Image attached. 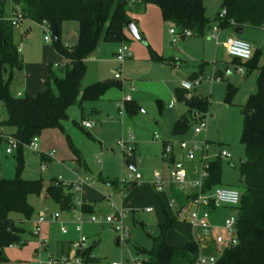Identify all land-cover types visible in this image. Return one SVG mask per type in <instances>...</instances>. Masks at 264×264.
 <instances>
[{
  "label": "rangeland",
  "instance_id": "rangeland-1",
  "mask_svg": "<svg viewBox=\"0 0 264 264\" xmlns=\"http://www.w3.org/2000/svg\"><path fill=\"white\" fill-rule=\"evenodd\" d=\"M223 0H204L205 15L210 20V29L204 36L190 35L184 41H171L169 28L174 27L176 33L179 30L161 18L159 7L148 4L140 10L131 11L129 16L141 36L134 38L127 30L125 35L129 39L128 46L132 53L131 58L119 65L114 60V49L119 43L115 41L99 42L91 53L87 55L86 71L81 80V86L99 80H115L114 73L121 71V88H111L103 100L95 103L85 102L81 108L71 106L68 110V118L63 121V130L48 129L38 137V151H33L28 145L22 146L23 172L22 177L27 179H42L45 188L55 183L59 175L68 176L70 168L77 164L73 158L66 136H68L80 153L83 155L92 173L93 187H84L81 199L90 204L92 212L84 214L87 219L94 215L102 219L107 215H113L117 210H123V223L129 229L131 239L126 243L115 244L116 234L106 224L88 223L83 226L86 242L91 245V255L96 258L95 264H139L148 259L145 253L137 250L141 246L147 250L153 246V239L160 234L159 223L164 220L163 203L169 216L174 217L175 211L169 207L170 199L165 195V190L158 192L152 174L165 172L168 169L169 159L163 160V140L172 143L175 157L181 158L183 151L179 143L184 141L189 144L206 142L209 144L201 160V154H196L194 161L183 160L189 165L187 170L198 179L202 162L219 159L221 164V185L239 189L241 186L239 166L245 159V150L240 143V133L243 117L241 107L246 98L256 91V72L248 74L240 73L232 58L227 56L222 47V41L210 39L211 28L219 27V12ZM13 6L9 0L1 3L0 9L9 14ZM133 6V5H130ZM1 19V17H0ZM27 24L24 19L22 23ZM30 29L21 37L19 25L12 28L13 41L22 52L23 68L14 70L10 83V91L14 95L17 91L27 89L28 93L33 88L44 87L48 77V63L53 65L59 60L58 54L49 42L44 40V32L39 25L28 22ZM23 24V25H24ZM25 26V25H24ZM229 27H219L224 30ZM78 23L75 20H64L60 27V41L65 46L73 45L78 38ZM25 30V29H24ZM225 31V30H224ZM30 41L24 46L23 39L28 37ZM226 33V31H225ZM227 36H234L249 42L251 50H262L264 58V28H247L243 34L230 31ZM145 41V43H143ZM149 48L163 57L164 62L151 59ZM42 56L44 62L39 64L37 59ZM176 65V66H174ZM201 65V67L199 66ZM228 65L229 73L226 72ZM202 69L201 76L192 84L189 91L179 93V84L185 80L189 73ZM57 76H62L60 69L52 68ZM227 83L237 85L231 102L225 101ZM131 87L134 88L131 91ZM30 91V92H29ZM200 95L207 97L209 105L205 113L196 114L195 123L192 122L179 134L174 133V124L187 113L184 95ZM129 97L135 101L139 110L129 115L125 108L119 116L117 102H122ZM173 103L169 107V103ZM94 106L98 110V116L94 118L95 125L86 129L81 121L87 117V109ZM85 109V110H84ZM7 119V111L0 103V126ZM200 119V120H199ZM203 120L206 124L200 133H194V127ZM77 122L78 124H76ZM1 131V130H0ZM131 133L141 149V155L136 162V172L142 177L137 182L121 184L122 173L130 169L124 164L125 155L117 141L126 139ZM155 135L157 137H155ZM96 141H93V140ZM0 137V179H10L15 174V158L18 155V146L5 142ZM99 141L101 146H99ZM11 148V154L7 149ZM225 150L230 155L227 160L219 155L220 150ZM53 153L51 159L41 160V156ZM100 164H97V160ZM100 174L104 179L99 180ZM152 175V176H150ZM75 201V196L73 197ZM28 202L33 207V214L22 223L23 246L12 245L4 249L7 261L0 264H33L36 256L33 248L34 238L31 232L34 228V220L37 213H58L66 223L70 216L62 214L57 203L46 199L42 194L29 195ZM150 208L151 211H146ZM233 214V209L228 206L217 208L209 217L208 223L212 228L210 236H204V232H195L188 221L185 220L187 212H184L179 221L167 231L165 238L167 243L183 246L188 241L210 242L214 244L213 237L221 235L223 243L214 244V251L228 246L229 234L223 229L224 220ZM15 220L22 219L19 214L11 213ZM65 223V224H66ZM64 225V224H62ZM44 229L49 237V247L45 253L54 252L57 241L76 240L73 225H69L66 233L59 231V223L48 222ZM96 244H93V243ZM135 260V262H134Z\"/></svg>",
  "mask_w": 264,
  "mask_h": 264
},
{
  "label": "trees",
  "instance_id": "trees-1",
  "mask_svg": "<svg viewBox=\"0 0 264 264\" xmlns=\"http://www.w3.org/2000/svg\"><path fill=\"white\" fill-rule=\"evenodd\" d=\"M10 1L18 5L17 9L21 11L24 19L37 24L46 21L56 27L58 35L56 39H52V45L64 64L61 69L62 76H57L52 65L49 66V74L42 91L35 95H13L10 91L13 72L22 69L23 62L20 51L13 41V26L3 19L8 14H4L0 9V103L7 111V119L1 123V127L9 130L6 135L11 136L18 146L14 177L0 179V263L7 261L4 255L5 248L25 244L22 241L21 224L24 220L30 219L34 211L28 202L29 195L42 194L44 198L57 203L63 211H69L75 206L73 193L67 192L56 182L44 188L42 179L22 177V146L29 144L45 130L62 131L63 121L68 118L71 106L81 108L85 102L101 99L109 89L121 88V83L117 79L99 80L82 87L81 80L86 71L87 55L95 50L99 42L115 41L128 44L125 23L131 19L129 14L148 4L157 5L162 20L175 26L179 32L189 30L191 35L204 36L210 29V20L205 15L204 0ZM3 2L4 0H1V3ZM221 5L226 14L219 20V27L264 28V0H223ZM64 20H75L78 23V38L71 46H64L60 41V27ZM148 50L152 60L165 61L149 46ZM261 60V49L252 51V57L248 61L233 59L236 65L245 68V74L256 72V91L247 97L241 107L243 121L240 143L245 150V159L239 166L240 201L237 206L230 207L236 216L237 243L219 249L215 264H264V64ZM201 74L200 68L192 71L188 79L194 81ZM237 89V85L227 83L224 97L226 102H231ZM184 96L187 113L175 122V134L181 133L192 122L195 123L194 115L204 114L209 105L207 97L195 94ZM124 108L129 115L139 110L138 104L132 100L125 102ZM0 134L4 135L2 132ZM66 140L75 156L76 164L83 165L80 151L74 147L68 136ZM41 159H45V156L42 155ZM205 171L203 191L221 185L219 159L209 161ZM174 193L172 197L181 203L187 202L194 195ZM160 204L164 212V220L159 223L160 234L154 237L151 249L136 247L139 252L148 256L147 260L139 264H192L200 253L205 255L213 253L214 244L210 242L188 241L183 246L167 243L165 238L167 231L180 218L177 217L178 210L175 211L174 217H171L161 201ZM81 209L85 213L93 211L92 206L86 203ZM11 213L21 215L22 219L15 220L10 216ZM90 253L91 245L85 250L86 261L95 264L96 258Z\"/></svg>",
  "mask_w": 264,
  "mask_h": 264
},
{
  "label": "built area",
  "instance_id": "built-area-1",
  "mask_svg": "<svg viewBox=\"0 0 264 264\" xmlns=\"http://www.w3.org/2000/svg\"><path fill=\"white\" fill-rule=\"evenodd\" d=\"M226 14V10L222 9L219 12V17L223 18ZM7 22H9L13 27L19 25L24 17L19 9H12L10 13L6 15L4 18ZM1 20V19H0ZM39 26L42 28L44 32V40L46 42L51 41V25L42 21L39 23ZM218 27H213L212 38L218 39ZM169 34L171 35V41L173 44L180 39V36H190L191 32L189 30H184L183 32L175 31L174 27L169 28ZM223 47L226 51V54L232 59H239L242 61H248L252 57L251 46L247 41L236 37H227L223 41ZM132 53L127 43L121 42L115 49L114 52V60L121 65L125 60L130 58ZM261 63L264 64V58L261 60ZM237 70L245 74L246 70L244 67L235 65ZM115 79L121 78V71L119 69L114 73ZM197 79L194 81L196 82ZM190 80H184L181 82V87L189 91L192 87ZM134 90L133 87L130 89ZM17 96H20L17 94ZM131 101L129 97L124 98V100L120 103L117 102L116 106L118 107L119 115H122V109L124 108V103ZM94 125L91 121H82V126L85 128H90ZM206 124L203 120H201L195 127L194 133H200L204 130ZM0 137L6 138V142L9 144H16L15 140L9 135H1ZM155 137H157L155 135ZM133 136L131 133L128 134L126 139L121 141H117V145H119L125 155V159H134V144H133ZM31 150L38 151V137H34L29 144H27ZM209 144L203 142L198 144L180 142L179 148L183 151V156L181 158L174 157L173 154V146L171 142H165L163 144V155L167 159H171V166L169 169V177L170 182L174 184L179 191H189L188 193H194L193 196L186 202V204L182 207L184 212H187L185 220L188 221L190 226L195 232H204V236H210L212 234V228L208 223L209 217L213 211L221 206L235 207L239 204L240 201V192L236 188L227 187L223 185H218L212 187L208 191H203V182L206 177V166L207 164H203L201 167L200 176L198 179H190L188 178L187 171L184 168L183 160L186 161H194L196 159V154H201V160L204 158V152L207 150ZM11 148L7 149V153L11 154ZM52 152L49 154H45V159H51ZM219 155L227 160H230V155L225 150H220ZM141 178V175L135 171H128L127 173H123L120 179L121 184H127L132 182H137ZM55 182L63 187L67 192L73 193L75 196L74 208L69 210L70 213V221L66 223L63 218L58 213H45L41 212L37 214L36 219L34 220V228L31 232L32 237L34 238L35 243V256L36 259L33 264H91L86 261L87 256L85 254V250L88 248L89 243L86 242V237L84 235L83 226L86 222L88 223H101L106 224L110 227V229L116 234L117 243H126L130 240V231L123 223V210H117L113 215H107L104 218L97 219L94 215H91L87 219L84 218L85 212L81 209L84 201L81 199V191L84 185H92V180L84 177L83 175L75 174L74 179L68 180L63 176L59 175ZM154 183L157 191H161L163 188V181L158 173L154 174ZM174 201H170L168 207L171 209L173 207ZM150 211V208L146 209ZM48 222L59 223V231L61 233H66L69 230V225H73L74 233L76 234V240L70 241V245L68 250L62 254H56L54 252L45 253L49 247V237L44 232L43 226ZM66 223V224H65ZM64 224V225H62ZM223 229L229 234L230 238L228 239V245H235L237 243L236 240V216L235 214H231L225 218ZM214 244H220L224 242V239L221 235L213 237ZM215 252L205 255L200 253L195 261L192 264H215L216 262V253ZM135 262V260H134ZM114 264V263H111Z\"/></svg>",
  "mask_w": 264,
  "mask_h": 264
},
{
  "label": "crops",
  "instance_id": "crops-1",
  "mask_svg": "<svg viewBox=\"0 0 264 264\" xmlns=\"http://www.w3.org/2000/svg\"><path fill=\"white\" fill-rule=\"evenodd\" d=\"M10 1V0H9ZM11 2V1H10ZM12 3V2H11ZM12 5H15V4H13L12 3ZM17 8H18V5H15ZM12 8H14L13 6H11L9 9L10 10H12ZM2 10H3V13L4 14H7L5 11H4V8L2 7L1 8ZM9 10V11H10ZM27 20V19H26ZM0 22H1V20H0ZM28 22H31L32 23V21H30V20H28ZM27 22V24H24V22L22 23H20L19 24V26H20V28H21V37H23L22 35L23 34H27L28 33V31H29V29H30V26H29V23ZM34 23V22H33ZM164 23H166V22H164ZM25 26H24V25ZM36 25H39V24H37V23H35ZM135 24V23H134ZM247 28H249V27H243L242 28V30H243V32H242V34L245 32V29H247ZM25 29V30H24ZM235 29L236 28H233V27H229L228 29H224L225 31H226V33H225V31L224 30H221V29H219L218 30V33H217V35H218V40H221L222 41V43H223V41L227 38V37H234V36H227V34L228 33H230V31H234L235 32ZM138 31V30H137ZM139 33V32H138ZM214 32H213V28H211V34L209 35V38L210 39H212V34H213ZM237 38V37H236ZM185 39H186V37H185ZM240 39V38H239ZM243 40V39H242ZM30 41V33L28 34V37L26 38V39H23V41H22V44L25 46L28 42ZM244 41H246V40H244ZM248 42V41H247ZM249 43V42H248ZM222 45V47H223V44H221ZM67 46V45H66ZM19 49V48H18ZM116 49V48H115ZM115 49H114V51H113V54H114V52H115ZM223 49H224V47H223ZM225 50V49H224ZM20 51V50H19ZM20 54H21V58H22V52L20 51L19 52ZM58 54V53H57ZM228 56V55H227ZM58 57H59V60L57 61V62H55V64L53 65V62H49L48 63V74H49V66L50 65H52V68H57V69H62V67H63V60H62V58L60 57V55L58 54ZM131 58V57H130ZM129 59V58H128ZM38 61V63L39 64H41L42 62H44V58L42 57V56H40L38 59H37ZM233 60V59H232ZM85 63H86V60H85ZM235 64V63H234ZM236 65V64H235ZM174 66H176V65H174ZM226 72L227 73H229V68H228V65H226ZM255 72V71H254ZM190 74V73H189ZM189 76V75H188ZM185 80H189L188 79V77L185 79ZM96 81H99V79H96L95 81H93V82H96ZM184 81V80H183ZM93 82H91V83H93ZM182 82V81H181ZM181 82H180V84H179V90L180 91H186V90H184L182 87H181ZM88 84H90V83H88ZM87 84V85H88ZM86 86V85H85ZM82 87H84V86H82ZM39 88H41V87H35V88H33V90L34 91H29L30 93H28V91H27V89H25V90H21V91H17L14 95H16L17 96V94H19L20 96H23V95H25V94H29V95H35V94H37L38 92H40V91H42L43 89H44V87L42 88V89H39ZM103 98H104V96L101 98V99H99V100H96V101H91V103H95V102H97V101H100V100H103ZM168 106L169 107H172L173 106V103L171 102V103H169L168 104ZM85 110V109H84ZM87 117L85 118V119H83L82 121H91V122H93L94 123V125H95V120H94V118L95 117H97L98 116V110L94 107V106H92L91 108H89V109H87ZM120 116V115H119ZM82 121H81V125H82ZM85 128V127H84ZM86 129H88V128H86ZM0 132H2V133H4V135H6V134H8L9 133V130L8 129H5V128H3V127H1L0 126ZM46 131V130H45ZM44 132V131H43ZM42 132V133H43ZM6 139V138H5ZM133 140H134V138H133ZM93 141H96L95 139L93 140ZM5 142H6V140H5ZM165 142H168V141H166V140H163L162 141V143L164 144ZM133 144H134V159L135 160H137V158H138V156H140L141 155V149H140V147H139V145L136 143V141L134 140V142H133ZM99 146H101V142L99 141V144H98ZM73 154V153H72ZM173 154H174V157H175V151L173 150ZM81 156H82V159H83V165H81V164H77V166L75 167H72V168H70V170H69V172H68V176L69 177H66V176H63L65 179H68V180H71V179H74V177H75V174H79V175H83L84 177H87V178H89V179H91L92 180V173H91V170H90V168H89V166L87 165V163H86V161H85V159L83 158V155L81 154ZM73 158H74V160H75V156H74V154H73ZM42 160V159H41ZM50 160V159H49ZM163 160H166V158H163ZM171 159H169V164H168V169H167V171L165 172V170H163V172L161 173V175H160V177H161V179H162V181H163V188H162V190L161 191H158V192H162V191H164L165 190V195L167 196V198H169L170 199V201H174V204H173V207L171 208V210L172 211H176V210H179L181 207H183L185 204H186V202H184V203H181V202H179V201H177V200H175L172 196H174V192H182V193H184V194H187L189 191H192V190H189V191H186V192H184V191H179V190H177V188H176V186L174 185V184H172L171 182H170V177H169V169H170V166H171ZM76 162V161H75ZM101 162H100V160L98 159L97 160V164H100ZM184 168H185V170L187 171V174H188V178H190V179H193V175H192V173L190 172V171H188L187 170V167L189 166L188 164H187V162H185L184 164ZM123 174V173H122ZM159 174V173H158ZM153 175V177L152 178H154V174H152ZM152 175H150V176H152ZM62 176V175H61ZM142 177V176H141ZM25 178V177H24ZM27 178V177H26ZM96 178H98L99 180H103L104 178L100 175V174H98L97 175V177ZM141 179V178H140ZM195 180V179H194ZM92 185H93V181H92ZM92 185H84V187H88V188H92L93 186ZM83 187V188H84ZM82 192V191H81ZM81 195V194H80ZM169 201V202H170ZM86 203V202H85ZM87 204V203H86ZM147 211V210H146ZM151 211V210H150ZM61 212H62V214H64L65 216H70V213L68 212V211H63V210H61ZM38 214V213H37ZM183 214H181L180 215V217H178V218H181V216H182ZM21 226H22V224H21ZM44 229V228H43ZM44 232L46 233V229H44ZM47 234V233H46ZM74 235H75V233H73ZM31 235V234H30ZM48 235V234H47ZM131 236V235H130ZM131 239V238H130ZM70 241H72V240H64V241H62V240H60V241H57L56 242V249L54 250L55 252H56V254H62V253H65L67 250H68V247H69V245H70ZM93 244H96L95 242L93 243ZM115 244H116V238H115ZM117 245V244H116ZM33 248H34V250H35V243H34V241H33Z\"/></svg>",
  "mask_w": 264,
  "mask_h": 264
},
{
  "label": "water",
  "instance_id": "water-1",
  "mask_svg": "<svg viewBox=\"0 0 264 264\" xmlns=\"http://www.w3.org/2000/svg\"><path fill=\"white\" fill-rule=\"evenodd\" d=\"M223 5H221L222 7ZM125 28L126 30H128L132 36L134 38H137V39H140V35L137 31V28L135 26V24L133 23V21L130 19L128 20L126 23H125ZM243 30L242 28H236L235 29V33L236 34H242ZM57 29L54 25H51V37L52 39H56L57 38ZM180 40L181 41H184L185 40V36H180ZM143 43H145V41H143ZM6 70L4 69V72ZM247 99V98H246ZM124 164L131 170V171H135L136 170V162H135V159H125L124 160ZM183 211V208L181 207L179 210H178V213H177V217H180L181 213ZM116 244H117V238H116Z\"/></svg>",
  "mask_w": 264,
  "mask_h": 264
}]
</instances>
